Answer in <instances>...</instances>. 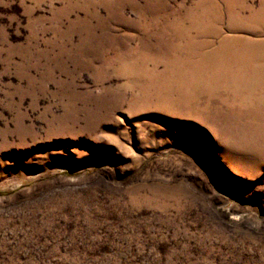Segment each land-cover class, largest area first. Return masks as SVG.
Instances as JSON below:
<instances>
[{
    "label": "rangeland",
    "instance_id": "obj_1",
    "mask_svg": "<svg viewBox=\"0 0 264 264\" xmlns=\"http://www.w3.org/2000/svg\"><path fill=\"white\" fill-rule=\"evenodd\" d=\"M261 68L264 0H0V264H264Z\"/></svg>",
    "mask_w": 264,
    "mask_h": 264
},
{
    "label": "bare ground",
    "instance_id": "obj_2",
    "mask_svg": "<svg viewBox=\"0 0 264 264\" xmlns=\"http://www.w3.org/2000/svg\"><path fill=\"white\" fill-rule=\"evenodd\" d=\"M261 71H264L263 68L260 69ZM252 72V69L251 70H248V73H251ZM259 75V76H258ZM258 75H253L254 78L257 77V80H259L260 83H264V74H260L258 73Z\"/></svg>",
    "mask_w": 264,
    "mask_h": 264
}]
</instances>
